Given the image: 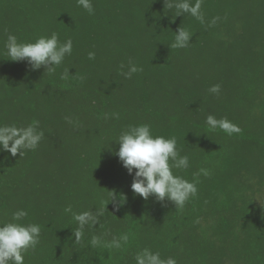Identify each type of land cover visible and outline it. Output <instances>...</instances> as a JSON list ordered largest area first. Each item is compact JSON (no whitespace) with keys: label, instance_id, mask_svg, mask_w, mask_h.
<instances>
[{"label":"trees","instance_id":"16d2710c","mask_svg":"<svg viewBox=\"0 0 264 264\" xmlns=\"http://www.w3.org/2000/svg\"><path fill=\"white\" fill-rule=\"evenodd\" d=\"M91 2L92 15L77 0H0V126L38 120L44 133L35 151H0V224L23 209L19 222L41 227L24 264H136L145 247L178 264H264V0H202L203 24L165 0ZM180 27L192 41L171 48ZM53 32L73 41L55 72L7 56L9 34ZM129 61L142 68L131 78ZM208 115L240 131L212 129ZM144 123L189 157L174 170L197 187L182 207L134 194L114 154L121 131ZM113 192L126 198L119 208ZM97 208L104 215L76 242L73 213Z\"/></svg>","mask_w":264,"mask_h":264},{"label":"clouds","instance_id":"9594fccd","mask_svg":"<svg viewBox=\"0 0 264 264\" xmlns=\"http://www.w3.org/2000/svg\"><path fill=\"white\" fill-rule=\"evenodd\" d=\"M77 5L85 9L90 15L94 14L91 0H77ZM165 7L177 10V16L190 14L202 24L204 14L201 11L202 0H165ZM219 17L214 18V25ZM175 40L171 48H186L192 41L193 34L186 28L180 27L175 31ZM5 49L10 60L26 62L31 70H39L44 67L47 72H55L66 56L73 51V41L69 38L61 43L59 35L55 32L51 36H40L35 42H19L15 35L9 34L5 42ZM89 59H95V53L89 52ZM124 65H121V69ZM142 71L132 61H129V70L125 75L131 78L132 74ZM67 73L65 74L66 78ZM221 85L211 86L208 91L211 94H219ZM107 115V114H106ZM118 118V114H113ZM206 124L212 128H219L231 135L240 131V128L226 118L217 119L208 115ZM44 133L39 130V121L33 120L26 127L16 125L0 126V151H7L12 156L24 155L26 151H35ZM118 151L114 154L119 158L121 165L133 177L131 189L134 194L146 201L154 197L158 202L171 201L176 207H182L185 202L197 193L196 183L184 179L174 173L177 169L189 167V157L180 155L175 136L165 137L154 135L151 125L144 123L129 125L122 130L118 140ZM206 174V173H205ZM123 197V198H122ZM125 197L120 196L117 201L115 192L111 194V203L119 208ZM109 204V203H108ZM107 204V205H108ZM104 208L93 211L73 213V219L78 227L73 231L75 241L79 242L84 235L85 228H91L99 223V218L104 215ZM65 212H72L71 206L65 208ZM28 215L27 211L20 209L12 214L10 222L0 224V264H24L25 254L29 250H35L40 243L41 227L36 223H20ZM127 236L113 239L106 245L109 249L121 248V241L126 242ZM100 244V238L93 237L92 245ZM136 264H178V261L169 256L164 259L160 252L152 251L145 247L138 251L134 257Z\"/></svg>","mask_w":264,"mask_h":264}]
</instances>
